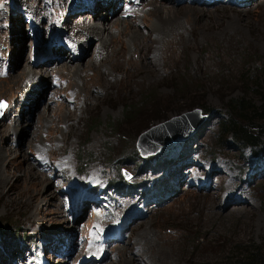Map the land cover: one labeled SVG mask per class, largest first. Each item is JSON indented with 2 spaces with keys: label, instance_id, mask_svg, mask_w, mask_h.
Masks as SVG:
<instances>
[{
  "label": "rangeland",
  "instance_id": "374dc122",
  "mask_svg": "<svg viewBox=\"0 0 264 264\" xmlns=\"http://www.w3.org/2000/svg\"><path fill=\"white\" fill-rule=\"evenodd\" d=\"M88 1L0 0V264H226L239 242L264 253V143L220 128L232 97L264 112V0H100L99 16ZM160 6L202 14L140 52L122 28L147 39ZM77 69L96 76L89 101ZM191 111L188 136L141 154L142 133Z\"/></svg>",
  "mask_w": 264,
  "mask_h": 264
},
{
  "label": "bare ground",
  "instance_id": "6f19581e",
  "mask_svg": "<svg viewBox=\"0 0 264 264\" xmlns=\"http://www.w3.org/2000/svg\"><path fill=\"white\" fill-rule=\"evenodd\" d=\"M98 1H100V0H89L88 1V4H87V6H89V8L90 7H92L93 9V11H95V13H96V11H97V14H98V16L101 14L99 11H100V9H107V8H105V7H109V5L111 4V3H106V5H102L100 2H98ZM110 1V0H109ZM119 1V0H118ZM186 3H190V2H188L187 0H184ZM132 2V1H131ZM140 1H137L136 3H139ZM170 3H172L173 5L175 4L174 3V1L173 0H170L169 1ZM254 2V0H252V3ZM198 3V2H197ZM85 6V3L84 2H82V6ZM191 5H192V3H191ZM88 8V7H87ZM88 8V9H89ZM187 9L184 11V13H181V12H179V10L178 9H176V8H173V7H166V6H160L159 8H157L156 7V9L153 11V12H151V16L153 17V18H155V20H156V25H155V27L151 30V32H149V35H148V38L147 39H145L144 37H143V35H141V33H140V31H139V29H137V28H135V27H128V24H126V26H123V28H122V31H121V33H122V35H125V36H130V39H131V45L133 46V48H135V49H141V51L140 52H144V50H148V48H149V46H150V44H153V43H155V44H157V46L159 45V44H161V42H162V40H164L165 39V37H171V35H168L169 33H171V32H174V31H176V30H178L179 28H180V22L179 21H181L180 20V18L183 16V15H187V14H189V13H192L194 16H195V18H200L199 16L202 14L200 11H198L197 9H193V8H190V7H186ZM188 8H190V9H188ZM109 10V9H108ZM115 10V7H113V9H112V11H114ZM74 12V11H73ZM115 12V11H114ZM113 12V13H114ZM35 13V12H34ZM36 14V13H35ZM35 14H33V16L30 18L29 16H27V15H25L26 16V18H28L29 17V30H31L32 28H31V26H32V24L33 23H35V26L37 27V25H39L38 23H36V20H35ZM117 14V13H116ZM192 16V15H191ZM184 17V16H183ZM238 18V17H237ZM105 20H108V17L107 18H105L104 19V21ZM112 20H114V19H112ZM115 26L113 27V28H116L117 27V23L116 24H114ZM104 27V26H103ZM182 27V26H181ZM131 28V29H130ZM183 29V28H182ZM105 31L107 30V32H109V30L107 29V28H105L104 29ZM86 31V30H85ZM87 36H94L95 38L96 37H98L99 35H98V33H101V31L99 32V28H98V26H93V27H91V28H88L87 29ZM154 35L155 34V37L154 38H152L150 35ZM145 40L146 41H148L147 42V44H145L144 42H145ZM167 40V39H166ZM165 40V41H166ZM149 41L151 42L150 44H149ZM113 43H119L120 45H122V41H121V37H120V35L118 36V38H114L113 39V41H112ZM169 42H170V40H169ZM38 43H40L39 41H38ZM168 43V42H167ZM101 44V46L103 47V49H101V50H104V51H107L108 49L107 48H109V46H108V44L107 43H104L103 41L100 43ZM69 46V45H68ZM156 46V47H157ZM70 47V49H73V51H76V49H75V47H73V46H69ZM155 47V46H154ZM122 48L123 49H125L124 48V46H122ZM132 48V49H133ZM38 51H37V53H35V55L33 56V61L35 62V61H37L40 57H42V53H41V45H39V47H38ZM156 49V48H155ZM154 49V50H155ZM159 49V48H158ZM48 50V49H47ZM62 50V52H65V50H64V48L63 47H61L60 48V51ZM136 51V50H135ZM32 53V52H31ZM130 53H131V51H130ZM66 54V53H65ZM57 57H59V58H62L61 56H60V54L57 56ZM63 61H65L66 62V65H68V63L69 62H71L72 61V59L70 58V56L68 57V56H66V57H63V59H62ZM68 61V62H67ZM40 62V61H39ZM38 62V63H39ZM57 63V62H56ZM92 64L94 65V66H90L92 69L93 68H95V67H99L100 65L98 64V62L96 61V60H94L93 62H92ZM4 67H6L7 68V70L9 69V66H8V64H7V62H6V64H4L3 65V68ZM49 69L47 68L46 69V75L47 74H49ZM29 73V72H28ZM92 73H94V72H92ZM8 74V73H7ZM7 74H5L4 73V75H2V76H4V77H6L7 76ZM29 74H31V73H29ZM92 75V76H91ZM30 75H28V77H29ZM37 76H38V74H37ZM93 74H88V73H86V72H84V71H82L81 69H77L76 71H75V73H74V78H76L77 80H82V82H83V86H78V89H79V91H80V94H82L83 95V97L86 99V100H90L91 98L89 97V91H90V88H92L93 86H95V84H96V76H94ZM14 98L16 97V94H15V96H13ZM87 101V102H88ZM195 115V114H194ZM192 116V117H190V119H189V121H193V120H195V122L197 121V116L195 117V116ZM54 116H56L57 117V115L56 114H54ZM195 117V118H194ZM189 118V117H188ZM66 119H67V122H69V120H70V118L69 117H66ZM59 120H58V118H57V122H58ZM189 121H186V119L184 120V121H182V122H180L179 124H177V125H174V124H170L168 127H166L167 129L165 130V133H174L176 130H180V132L181 131H183V130H186V129H188L189 128V124H190V122ZM45 123V122H44ZM47 126V125H46ZM56 126V123H55V121H54V123H53V125L49 128V131H52V130H54L55 128H53V127H55ZM178 127V128H177ZM165 133H163V134H165ZM154 136L153 137H155L156 139H158L159 138V136L160 135H157V134H153ZM162 135V134H161ZM153 137H148V139H147V142H153V140L155 139V138H153ZM36 177H37V179H40L41 178V180H43V176L42 177H40V175H36V174H34V176H33V178H35L36 179ZM35 191H37V189H35ZM37 196L36 195H34V194H32V193H30V191L28 192V193H26L23 197H22V199H20L21 200V204H23V205H25V207H30V206H34V203L36 202V200H37ZM85 200H87V198H85ZM109 234H111V233H109ZM112 234H114V235H116V237L114 236V238L113 237H110V238H107V239H105V240H103L102 241V243L100 244L102 247H105L107 244H109L110 245V243H112V242H114V241H122L123 240V236H122V234H124V232H123V228H121V230H119L118 232H116L114 229H112ZM127 238V237H126Z\"/></svg>",
  "mask_w": 264,
  "mask_h": 264
},
{
  "label": "trees",
  "instance_id": "16d2710c",
  "mask_svg": "<svg viewBox=\"0 0 264 264\" xmlns=\"http://www.w3.org/2000/svg\"><path fill=\"white\" fill-rule=\"evenodd\" d=\"M254 86H264V66L259 68ZM263 107L251 104L247 98H230L227 102V112L220 128L224 133L232 136L243 146L257 147L264 143V112ZM136 106L126 104L123 107L124 116L132 114ZM261 245L251 246L241 242L235 243L227 251L226 264H264V253Z\"/></svg>",
  "mask_w": 264,
  "mask_h": 264
},
{
  "label": "water",
  "instance_id": "95a60500",
  "mask_svg": "<svg viewBox=\"0 0 264 264\" xmlns=\"http://www.w3.org/2000/svg\"><path fill=\"white\" fill-rule=\"evenodd\" d=\"M3 106L4 105H2L1 108H3ZM1 108H0V114L2 111ZM195 112L196 111L186 112L182 115L174 117L171 120L166 121L163 124H159V125H155V126L151 127L149 130L142 133L138 137V140H137L138 150L141 152L142 155L149 153V152H156V151L160 150V148H162L164 145L169 144L172 141H177V140L183 139L184 137L188 136V134L191 133V131L194 129L195 124H196L195 123L196 119L193 120L192 122L189 121L190 117H192L195 114L194 116L195 117L197 116V119H200L199 115ZM197 112H200V111H197ZM185 119H186V121L190 122V124L188 125L189 126L188 129L183 130L181 132H180V130H176L173 134L172 133H165V130L167 129L166 127H168L170 124L177 125L180 122L184 121ZM163 133H165V134H163ZM153 134H157L160 136L158 139H156L155 137H153L154 136ZM150 136L155 138L152 143L147 142V139Z\"/></svg>",
  "mask_w": 264,
  "mask_h": 264
}]
</instances>
